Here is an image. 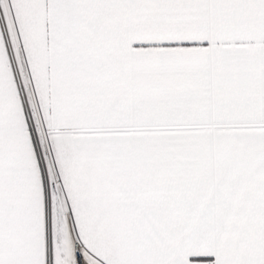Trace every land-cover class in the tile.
Here are the masks:
<instances>
[{
	"label": "snow or ice",
	"instance_id": "1",
	"mask_svg": "<svg viewBox=\"0 0 264 264\" xmlns=\"http://www.w3.org/2000/svg\"><path fill=\"white\" fill-rule=\"evenodd\" d=\"M0 264H264V0H0Z\"/></svg>",
	"mask_w": 264,
	"mask_h": 264
}]
</instances>
